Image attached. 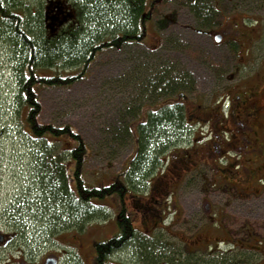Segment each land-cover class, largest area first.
<instances>
[{
    "label": "flooded vegetation",
    "instance_id": "flooded-vegetation-1",
    "mask_svg": "<svg viewBox=\"0 0 264 264\" xmlns=\"http://www.w3.org/2000/svg\"><path fill=\"white\" fill-rule=\"evenodd\" d=\"M84 1L0 0L2 49L10 54L16 49L5 39L9 20L21 27L32 24L33 33L45 42L80 30L86 23ZM168 4L175 12L163 17L162 7ZM165 20L194 23L196 32L223 49L215 64L198 74L186 69L194 82L191 89L179 82L174 93L164 94L160 68L139 63L128 71L127 85L115 89L112 100L122 103L127 126L147 125L163 107L179 110L182 118L180 129H170L155 144L138 185L121 195L131 210L123 204L118 213L123 210L160 249L177 248L175 261L185 260L181 253L195 264L211 258L219 264H264V0H140L120 48L155 54ZM21 27L17 30L23 34ZM183 28L186 37L184 30L191 29ZM33 33L25 32L24 39L32 41ZM198 84L204 93L194 90ZM133 149L134 144L131 153ZM184 188L198 190L199 197H186ZM2 217L0 264L5 259L10 261L6 264H33L30 252L29 258L23 255L17 222ZM49 255L59 262L57 253Z\"/></svg>",
    "mask_w": 264,
    "mask_h": 264
},
{
    "label": "rangeland",
    "instance_id": "rangeland-1",
    "mask_svg": "<svg viewBox=\"0 0 264 264\" xmlns=\"http://www.w3.org/2000/svg\"><path fill=\"white\" fill-rule=\"evenodd\" d=\"M161 11L163 17L173 16L175 9L168 4L162 7ZM182 23L183 20L172 23L165 20V27L161 31L162 45L155 54L136 55L127 48H107L90 63L85 75L69 88L45 86L37 89L40 112L36 121L55 126L69 124L86 143L89 154L82 170L86 184L112 183L115 175L130 156L132 141L123 139L121 143L114 144L111 136V131L121 125L120 121L123 118L122 104L120 101L112 100V96L115 95V89L127 85L129 70L137 68L138 63L142 68L156 70L170 66L174 68L173 75L180 76L181 69L190 70L191 74H198L197 71L208 68L210 63L215 64V59L223 47L213 46L208 38L196 32V24ZM187 27L191 31L186 33L184 30L186 36L184 37L181 30ZM3 44L1 41L0 214L3 215L2 219L5 221L12 219L13 222H17L15 226L19 230L18 241L23 246V255L29 258L30 252L32 260L30 262L33 264L42 263L45 256L52 252L60 256L58 264H97L94 245L117 232L115 222L117 209L122 208L124 204L128 210H131L127 204V197L122 200V196L116 194L106 197L103 201L93 200L94 205L102 206L101 212L104 210L108 214L106 219L97 217L87 223L84 229L73 228L67 224L68 229L50 235L54 229L49 226L48 220L53 210L45 213L39 211L43 198L42 193L38 191L39 167L35 162L36 158L34 159V155L42 146L29 135V128L25 122L27 107L18 101L16 94L18 93L15 71L17 63L11 59L12 53L2 49ZM202 79V76L197 77V80L202 81ZM200 86L194 90L204 93V89ZM52 146L54 152L58 154L60 145ZM193 185L198 188L197 184ZM183 193L192 200L197 199L200 194L198 190L189 188H184ZM134 222L138 223V219ZM12 226L15 227L14 224ZM57 228L61 229L59 226ZM134 252L133 248L126 247L114 253L111 259L118 264H142L137 258L139 252ZM14 254L15 251L10 257ZM8 262L10 261L3 260L5 264Z\"/></svg>",
    "mask_w": 264,
    "mask_h": 264
},
{
    "label": "trees",
    "instance_id": "trees-1",
    "mask_svg": "<svg viewBox=\"0 0 264 264\" xmlns=\"http://www.w3.org/2000/svg\"><path fill=\"white\" fill-rule=\"evenodd\" d=\"M82 7L86 25L49 42L42 40L39 34L33 33L32 24L21 27L13 20H9L6 25L8 35L4 34L6 31L2 33L6 36L5 39L16 46L10 57L17 63V99L27 107L25 122L29 135L42 146L34 155V159L36 158L35 162L39 167L38 191L42 193L43 198L39 211L45 213L53 210L48 220L49 226L54 229L50 235L68 229L67 224L73 228L84 229L87 223L97 217L106 219L108 214L104 210L101 212L102 206L94 205L93 200L103 201L109 196L122 195L134 188L133 183L138 185L137 179L141 174H145L147 163L153 160L155 144L164 138L170 129H180L182 123L180 111L170 112L167 107H163L161 114L145 126L144 122L130 123L127 126V120L122 118L121 125L111 131L112 142L115 144L121 143L123 139H130L132 145L134 144L133 152L123 163L112 183L86 184L82 174L89 154L86 143L69 124L55 126L36 121L40 112L36 91L45 86L69 88L85 75L90 63L95 61L102 51L122 47L124 37L130 34L127 28L134 25L140 0H86ZM17 27H21L24 33L19 32ZM25 32H32L34 39L25 40ZM173 70L170 66L160 68L162 92L174 93V83L179 82L185 83L191 89L194 84L191 74L187 75L186 70L181 69L184 73L175 77ZM181 89L186 90L187 87ZM121 110L123 111V105ZM132 124L136 125L135 128ZM53 144L60 145L58 154L54 152ZM138 153V157L134 159ZM115 219L117 232L94 245L97 264H118L111 258L114 253L126 247L139 252L140 255L136 257L142 264H195L194 261L189 262L192 259L182 256L181 253L179 258L185 257V260H173L176 253H179L178 249H160L153 242V237L148 238L134 228L123 210L119 211ZM200 261L196 263L204 264ZM207 264L219 262L217 258H211Z\"/></svg>",
    "mask_w": 264,
    "mask_h": 264
},
{
    "label": "water",
    "instance_id": "water-1",
    "mask_svg": "<svg viewBox=\"0 0 264 264\" xmlns=\"http://www.w3.org/2000/svg\"><path fill=\"white\" fill-rule=\"evenodd\" d=\"M43 264H57V257L47 256Z\"/></svg>",
    "mask_w": 264,
    "mask_h": 264
}]
</instances>
